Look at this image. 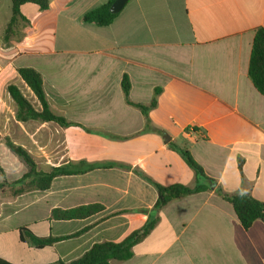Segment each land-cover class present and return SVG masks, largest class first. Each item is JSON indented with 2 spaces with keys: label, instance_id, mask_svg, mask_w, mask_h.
Listing matches in <instances>:
<instances>
[{
  "label": "crops",
  "instance_id": "obj_1",
  "mask_svg": "<svg viewBox=\"0 0 264 264\" xmlns=\"http://www.w3.org/2000/svg\"><path fill=\"white\" fill-rule=\"evenodd\" d=\"M49 1L44 11L23 5L28 20L8 42L0 35V152L10 150V139L33 158H46L35 160L46 172L80 160L124 165L58 176L47 190L18 193L11 183L19 178L8 180L3 167L0 257L15 264L71 261L95 243L123 240L158 215L133 257L117 264H264V221L244 229L214 186L156 211L158 191L143 177L195 186L194 171L171 142L189 150L216 186L264 203V95L248 75L264 0H129L108 26L83 16L110 0ZM21 67L42 74L55 113L90 131L18 120L9 85L39 108ZM125 75L134 102L150 103L161 89L148 122L125 100ZM38 125L50 132L40 133ZM94 203L104 209L87 218H52L55 208ZM22 226L38 236L86 232L36 249L20 240Z\"/></svg>",
  "mask_w": 264,
  "mask_h": 264
},
{
  "label": "trees",
  "instance_id": "obj_2",
  "mask_svg": "<svg viewBox=\"0 0 264 264\" xmlns=\"http://www.w3.org/2000/svg\"><path fill=\"white\" fill-rule=\"evenodd\" d=\"M113 1L114 0H110L105 4L89 10L84 14L83 21L86 23H93L98 26L110 25L119 15V13H113L111 11ZM27 3L38 5L42 11L49 9L50 6L49 0H12V16L7 24L3 36L5 42H8L12 38V35L15 33L20 22L28 20L22 12V6ZM17 72L29 89L35 94L39 103V108H36L18 86L14 84L9 85V94L17 105L16 118L18 120L23 122L30 120L53 122L61 127L81 126L82 128L90 131V129L86 126L78 122L70 121L64 116L55 113L51 109L44 89L43 77L39 71L32 67H21L17 69ZM248 75L256 89L264 95V27H260L256 31L252 44ZM122 89L126 102L131 106L137 107L147 118L148 122L149 112L157 106L158 96L161 93V89H155L151 102L147 104L134 102L131 99V82L128 75H125L122 79ZM6 144L9 149L13 153L20 156L28 166L27 172L21 178L11 183V185L20 186L17 193L34 189L47 190L51 187L53 180L58 176L84 173L100 167L108 168L116 165H124L118 162L90 163L86 160H80L79 162L70 161L67 164L57 165L49 172H46L38 170L35 159L25 147L14 143L10 139L6 140ZM169 144L180 154L187 165L194 171L197 182L193 187L182 183L163 185L152 178L143 175V177L158 191V200L154 206V210L160 211L165 205L173 200L186 197L194 193L207 191L214 186L215 191L231 203L244 229H250L256 220L264 221V203L261 200L255 198L251 194L229 193L224 191L220 186H216V180L206 173L202 165L199 164L189 150L180 148L171 142ZM239 167L242 171V160L239 162ZM0 175L5 177V170L1 163ZM7 184V181L0 182V189H3ZM103 209V205L99 203L85 204L68 209L55 208L52 210V218L57 220L84 219ZM159 220L160 217L158 215H149L147 221L141 228L134 230L121 241L98 242L82 256L74 260H58L49 264H117V262L128 260L134 255V247L143 241L154 230ZM19 232L20 240L22 242L28 243L31 247L36 249H42L46 246H52L58 241L77 237L86 232V229L62 236H38L26 226L20 227ZM0 264L15 263L0 257Z\"/></svg>",
  "mask_w": 264,
  "mask_h": 264
},
{
  "label": "rangeland",
  "instance_id": "obj_3",
  "mask_svg": "<svg viewBox=\"0 0 264 264\" xmlns=\"http://www.w3.org/2000/svg\"><path fill=\"white\" fill-rule=\"evenodd\" d=\"M12 16V0H0V35L4 36L7 22L9 21L10 17ZM15 35V33L12 35V37ZM26 90V89H23ZM27 95V92H23ZM29 98V97H28ZM14 129V128H13ZM37 129V126L34 128ZM38 130L40 133L46 134L47 132H50V128L44 126L41 127L38 125ZM34 159L37 160H45L44 157H34ZM0 161L3 167L6 170V178L9 180H15L17 178L22 177L28 170V166L23 161V159L18 156L17 154L13 153L12 151L8 150L5 152H0ZM3 180V177L0 176V181Z\"/></svg>",
  "mask_w": 264,
  "mask_h": 264
},
{
  "label": "water",
  "instance_id": "obj_4",
  "mask_svg": "<svg viewBox=\"0 0 264 264\" xmlns=\"http://www.w3.org/2000/svg\"><path fill=\"white\" fill-rule=\"evenodd\" d=\"M129 0H114L111 5V11L113 13H119L123 10L125 5L128 3ZM164 140L166 143L170 141V137L167 134H164Z\"/></svg>",
  "mask_w": 264,
  "mask_h": 264
}]
</instances>
